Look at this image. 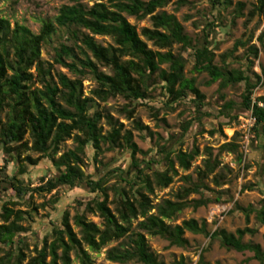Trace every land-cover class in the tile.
<instances>
[{"label": "trees", "instance_id": "1", "mask_svg": "<svg viewBox=\"0 0 264 264\" xmlns=\"http://www.w3.org/2000/svg\"><path fill=\"white\" fill-rule=\"evenodd\" d=\"M66 1L67 4L58 9L53 21L43 22L38 34H32L18 24L11 28L8 20L0 16V193L10 191L12 196L20 199L27 193L50 194L67 187L85 190L94 197L84 205L76 201L78 208L83 206L81 213L77 210L70 217L64 211L60 226L51 231V242L44 240L39 249L34 245V256L28 259L23 253L27 244L21 236L26 232L21 222L25 217L32 218L31 214L13 209L14 202H3L0 208V264H70L71 252L80 264H92L88 251L97 253L110 242L118 240L122 242L106 251L108 261L164 264L150 252L145 235L164 239L169 246L186 248V232L218 240L220 246L229 251L250 252L253 259L262 264L264 250L257 244L243 242V237L254 235L256 229L244 227L234 233L217 229L208 233L204 222L198 223L191 218L178 225L167 223L184 208L196 209L209 203L224 202L221 193L209 189L204 179L218 168V156L223 152L235 154L238 163H241L242 154L235 140L237 134L230 142L223 143L214 157L212 149H205L208 157L203 161L204 169L197 172L195 182L189 176L182 177L189 186L182 188L174 201L165 199L152 204L150 196L154 189L166 188L177 176L174 160L179 168L187 171L199 155L195 147L189 152L175 148L191 123H186L178 135H171L168 146L163 144L158 147L156 155L160 158L157 161H138L135 159L138 149L132 142L131 134L126 132L121 136L120 129L110 117H103L97 110V102L121 97L128 102L123 107L124 112L132 117V103L146 102L151 87L159 85L166 108L171 110L180 101L190 98L196 119L199 121L202 116L208 117V114L202 113L204 95L195 85V78L185 77L186 58L181 53L172 52V47L178 45L182 52L191 51L192 73H205L209 77L206 85L218 82L219 98L222 97L220 92L228 86L243 84L240 102H225L219 115L237 121L239 116L251 111L254 118L252 138L264 151V95L251 99L264 75V68L260 69V74L252 71L259 51L264 53V27L255 38L259 47L251 44V33L246 41L235 42L230 52L220 55L217 65L208 46L211 24L205 25L206 30L194 40L184 32L174 15L156 12L171 0H94L90 6L84 3L86 0ZM207 1L214 9L228 6L231 0ZM177 3L182 5L184 2L178 0ZM242 7L241 3H237V16L241 14ZM255 12L264 13V0H256L249 15L253 16ZM127 16L138 20L148 17L151 26L137 32L135 26L127 22ZM56 36L61 37V41L52 47V63L45 62L40 57V51L43 46L51 45ZM95 36L109 37L112 44L102 46L94 40ZM147 43L156 50L148 48ZM238 47H246L251 58L245 69L229 68L226 62ZM53 65L66 69L73 78L62 73L53 75ZM31 69H34L35 75L30 73ZM85 79L95 84L88 96L83 93L82 82ZM36 83L40 88L34 87ZM232 112H235L233 116ZM102 118L111 128L106 135L102 134L99 125ZM136 127L145 129L138 122ZM216 132L222 134L221 124L210 134ZM25 136L31 140L30 147L23 141ZM67 139H72L75 146L55 157L60 145ZM105 143L110 150L129 151L130 165L125 170L120 167L111 169L94 179L93 175L84 171L85 149L91 146L96 160L101 153V144ZM27 150L38 154V157L35 160L29 156L21 159V153ZM40 159L50 160L55 173L46 179L41 178L39 186L31 187L20 176L27 172V166L35 167ZM9 164L16 168L12 175L7 173ZM112 175L116 181L107 185ZM212 182L217 187L224 184L219 175L214 176ZM205 191L215 195L204 197ZM108 192L112 193L111 201H108ZM190 194H198L200 198L187 200ZM56 198L52 203H57ZM109 205H113V209ZM234 208L243 212L246 219L254 213L256 222L264 225V196L257 209H244L237 205ZM85 214H96L102 228L88 221ZM70 220L78 229L77 234L72 230ZM134 222L136 224L132 227ZM175 264L190 263L181 258Z\"/></svg>", "mask_w": 264, "mask_h": 264}, {"label": "rangeland", "instance_id": "2", "mask_svg": "<svg viewBox=\"0 0 264 264\" xmlns=\"http://www.w3.org/2000/svg\"><path fill=\"white\" fill-rule=\"evenodd\" d=\"M93 1L86 0L84 3L90 6ZM177 1L171 0L163 8L157 9L156 12L163 11L174 15V18L182 25L184 32L194 40L198 39L206 30L205 25L211 24L208 46L214 54L215 64L219 65L220 55L230 52L235 42L239 40L246 41L251 33H253L251 44L259 47L258 43L255 42V38L264 27V13L255 12L253 16L249 15L256 4V0H231L228 6H219L214 9L211 8L207 0H182L184 2L182 5H179ZM237 3L243 5L239 16L235 13ZM64 4H67L66 0H0V16L8 20L11 28L18 24L26 27L32 34H38L43 22L47 20L53 21L58 9ZM126 20L135 26L137 32H140L142 28L151 26L148 17L138 20L127 16ZM94 40L102 46L112 44L109 37L95 36ZM59 41H61V37L56 36L53 38L51 45L42 47L40 57L43 61L52 63V47ZM147 47L156 50L150 43H147ZM172 52L174 54L181 53L186 58L185 77L195 78V85L200 93L204 95L202 113L208 114V117L202 116L199 121L196 119L197 114L194 112L193 105L189 102L190 98L180 101L171 110L166 108L163 104L162 91L159 85L151 87L150 96L146 102L142 104L140 102L132 103L131 107L134 108L132 117H129L124 112L123 107L128 102L121 97L109 98L105 102H97V110L101 112L103 117L106 115L110 117L111 121L120 129L121 136L126 132L131 134L132 142L138 149V152L135 153V159L138 161L143 159L152 162L157 161L160 158L156 155L158 147L163 144L168 146L171 141V135H178L186 123H191L182 141L177 143L175 148H179L182 152H189L195 147L198 149L199 155L191 162L187 171L179 168L174 160V169L177 171V176L173 178L172 183L166 188L154 189L153 195L150 196L152 204L160 203L165 199L174 201L175 195L182 188L189 186L182 177L189 176L190 180L195 182L197 172L204 169L203 161L208 157L205 149H212L214 157L217 149L223 143L230 142L237 134L235 140L242 154L241 163H238L235 154L223 152L218 156L220 163L218 168L204 179V183L209 189L221 193L224 202L218 204L209 203L196 209L192 207L184 208L172 221H167V223L172 226L178 225L181 221L191 218L198 223L204 222L208 233H212L217 229H222L229 233H234L237 229H243L244 227L256 229L254 235H245L243 242L257 244L261 250H264V225L256 222L254 213L249 214L246 219L243 212L234 208L235 205L244 209L248 207L257 209L259 207L260 201L264 196V151L257 147V141L252 138V131L248 134L246 133V125L240 120V117H244L245 114L239 116L237 121L219 115V111L225 102L232 100L235 103L240 102L239 98L243 91V84L228 86L220 92L222 97L219 98L218 82L206 85L205 83L209 80V77L205 73H192L193 57L191 56V51L182 52L178 45H174ZM248 59L251 58L247 53L246 47H238L232 52V56L227 58L226 62L229 68L245 69ZM261 68H264V53L260 50L252 71L260 74ZM30 73L35 75L34 69H31ZM56 73H62L68 78H73L66 69L53 65L52 74L55 75ZM82 86L84 96H88L95 84L89 79H85L82 82ZM34 87L40 88V85L36 83ZM263 95L264 75L261 76V83L254 90L251 99ZM234 113L232 112L231 116ZM1 118L3 121V115H1ZM137 122L145 129H137ZM220 124L222 134L219 132L210 134L211 131L217 130ZM99 125L102 128L103 135H106L111 129L105 118L101 119ZM23 141L27 143V147L31 146V140L28 136H25ZM74 146L73 140L67 139L60 145L59 152L55 157L73 149ZM20 156L21 159L29 156L35 160L38 154L27 150L22 152ZM94 158V151L91 146L86 147L83 157L86 163L84 171L86 174L93 175L94 179L107 174L111 169L120 167L125 170L130 165L129 151L110 150L107 143L101 144V153L96 160ZM1 159L2 154L0 152V164L2 162ZM15 171L16 168L13 164H9L7 173L12 175ZM26 171L24 175L20 176V179L25 183H29L31 187L39 186L41 178L44 177L46 179L49 175L55 173L48 159H40L35 167L27 166ZM217 175L224 181V184L218 187L212 182L213 177ZM114 181L116 179L113 175L110 176L107 185ZM212 195L214 196L215 194L213 192H204V197ZM93 197L94 194H90L85 190L67 187L59 188L56 192L53 191L50 194L27 193L20 199L12 196L11 192L8 191L5 194L0 193V208L3 202L11 201L15 203V206L12 207L13 209L28 211L31 214L32 218L25 217L26 219L21 222V225L26 229V232L22 233L21 236L25 238L27 244V248L23 249V253L28 259L34 256V245L39 249L44 240L47 243L51 242V231L53 228L60 226L64 211H67L70 217L77 210L81 213L83 206L78 208L76 201H80L84 205ZM55 198L57 203H52ZM199 198L200 195L198 194H190L187 200ZM111 199L112 193L108 192V201H111ZM109 208L113 209V205H109ZM85 217L88 221L102 228L101 220L96 214H85ZM69 224L77 234L78 229L74 226L72 220H70ZM135 224V222L132 223V227ZM145 237L150 252L164 264H175L181 258L190 264H260L253 259L252 253H238L233 250H226L220 246L218 240H211L210 237L202 234L194 235L186 232L184 234L188 242L186 248L169 246L167 241L159 237L149 235H145ZM121 242L122 240L112 241L97 253L88 251L92 264H119L108 261L106 259V251ZM69 256L70 264H80L72 252ZM125 264L140 263L130 261Z\"/></svg>", "mask_w": 264, "mask_h": 264}, {"label": "built area", "instance_id": "3", "mask_svg": "<svg viewBox=\"0 0 264 264\" xmlns=\"http://www.w3.org/2000/svg\"><path fill=\"white\" fill-rule=\"evenodd\" d=\"M259 106H262V105L259 104ZM240 120H242L245 123L246 125L245 131L248 134L254 125V118L251 115V111H248L247 113H245L244 117H240Z\"/></svg>", "mask_w": 264, "mask_h": 264}]
</instances>
